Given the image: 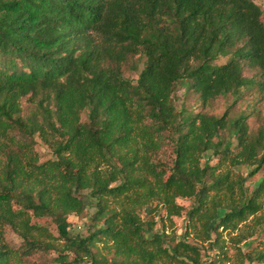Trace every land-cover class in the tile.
<instances>
[{
    "label": "trees",
    "instance_id": "16d2710c",
    "mask_svg": "<svg viewBox=\"0 0 264 264\" xmlns=\"http://www.w3.org/2000/svg\"><path fill=\"white\" fill-rule=\"evenodd\" d=\"M178 87L200 112L176 109ZM247 95L264 100L255 0H0V264L19 252H53L55 264H227L224 232L236 233L231 264H264V175L244 187L264 168V117L251 131L233 105L220 117L203 110ZM37 139L51 159L39 161ZM167 146L174 159L158 170ZM83 192L93 231L72 236L67 218L85 211ZM177 199L193 200L185 233H155L160 211L169 223L181 216ZM41 218L58 237L31 222Z\"/></svg>",
    "mask_w": 264,
    "mask_h": 264
},
{
    "label": "rangeland",
    "instance_id": "374dc122",
    "mask_svg": "<svg viewBox=\"0 0 264 264\" xmlns=\"http://www.w3.org/2000/svg\"><path fill=\"white\" fill-rule=\"evenodd\" d=\"M255 3L261 8L262 10V21L264 22V0H255ZM227 61V58H221L217 61L218 64H223ZM244 74L248 75L246 71ZM251 76V75H248ZM124 77L131 79L132 81H136L137 79V72H133L131 70H124ZM173 102L178 111L182 109H186L190 113H197L200 112L201 104L197 99V96L193 94L192 92L187 91L184 88L178 87L173 95ZM233 97L227 96L225 98H218L214 102L211 103L209 107H206L203 109L206 113L215 115L217 117H220L228 108H230L232 105V113L238 114L239 112H244L246 115H248V125L251 129V131H256V129L259 126L260 118L264 117V100L261 102H257V99H252L251 95L244 96L242 100L237 101L235 104H233ZM21 106L23 109V112L26 113L27 109L29 108V103L26 102L25 99L22 100ZM82 121H86L85 114H82ZM36 144L34 146V150L37 152L39 156L40 162H45L49 159H51L52 155L50 150L43 145L38 139L36 140ZM158 161L161 163V166H159L158 170L167 171L169 167L171 166V163L174 159V156L171 152V147L167 146L164 147L159 154L157 155ZM215 160L212 161L214 163ZM250 171L249 168H243L241 167L239 169V173L243 177H247L248 172ZM264 175V168L259 171L255 176L247 178V180L244 182V187L248 189L249 191L253 190L260 181L262 180ZM84 195L83 200L86 204L85 211L79 215H70L67 218V222L69 223V232L72 236H80V237H86L88 236L93 229L91 228V217L94 213V207L90 203L89 198L87 197V193L83 192ZM177 204L182 206L184 208V211L182 212L180 217H173L172 223L167 222V220L163 219L161 220L165 212L162 210L159 212L158 216L155 218L156 225L154 226V232L155 233H161V231L165 230L166 235H169V237L174 236L180 237L185 233V227H186V212L192 207L193 200L192 199H177ZM263 206H264V200H263ZM148 216L143 214V217ZM32 223L39 224L43 227H45L48 232L53 237H58L56 232L55 225L51 222L49 218H41V219H32ZM236 233H232L231 236H229L226 232L223 233V238L225 239V250L227 251V256L231 257V261H233V256L235 254V250L231 247L230 243V237H234ZM214 234L212 235V239H214ZM262 237L260 234H256L253 237L249 238L247 241L243 242L239 245V247L242 250H245L246 246L248 245L249 241H254L253 246H255L256 242L259 241ZM185 240L190 245H198L201 249V255L204 257V255H208L209 251L206 250V245L198 243V241L194 238V235L192 232H189V234L185 235ZM4 244L10 248L12 251H18V249L22 248L23 242L22 240L8 227H5L4 229ZM183 240V239H182ZM165 244L167 245V241H165ZM97 250L100 254H103L108 259L111 258V254H106L105 250L102 248L101 244H98ZM56 258V254L53 252L50 253H33L31 256H21L20 252L17 256H13V258L10 260V264H55L53 262V259ZM69 260H72V255L69 256ZM229 262L227 264H231L232 262ZM237 264V263H236ZM247 264V263H245Z\"/></svg>",
    "mask_w": 264,
    "mask_h": 264
}]
</instances>
